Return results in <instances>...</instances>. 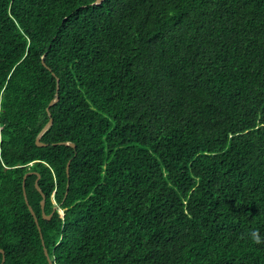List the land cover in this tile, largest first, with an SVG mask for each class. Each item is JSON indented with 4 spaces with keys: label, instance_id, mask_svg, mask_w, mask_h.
Here are the masks:
<instances>
[{
    "label": "trees",
    "instance_id": "16d2710c",
    "mask_svg": "<svg viewBox=\"0 0 264 264\" xmlns=\"http://www.w3.org/2000/svg\"><path fill=\"white\" fill-rule=\"evenodd\" d=\"M94 2L0 0L3 264H264V0Z\"/></svg>",
    "mask_w": 264,
    "mask_h": 264
},
{
    "label": "water",
    "instance_id": "95a60500",
    "mask_svg": "<svg viewBox=\"0 0 264 264\" xmlns=\"http://www.w3.org/2000/svg\"><path fill=\"white\" fill-rule=\"evenodd\" d=\"M102 1H103V0H95L94 5H99L100 3H102ZM57 91H58V80H57L56 93H55L54 99L50 102L49 106L47 107V112H48V116H49V117H50L49 108H50L53 104H55V103L57 102V100H58ZM51 125H52V119L49 118V121L46 123V125L42 128V130L40 131V133H39V134L37 135V137H36V145H37L38 147H43V146H45L43 143L40 142V140H41L43 134H44V133H45V132L51 127ZM61 144H62V145H66V146H70V147H72V148H75V145H74L73 143L65 142V143H61ZM69 165H70V162H68V164H67V166H66V174H67V176H68V173H69ZM30 174H32V173H27V174L24 175V177H23V181H22V191H23V196H24L25 203L27 204L28 209H29L31 215L33 216L34 221H35V224L37 225L38 230H39V232H40V228H39V226H38V220H37V218H36V216H35V214H34L32 208L28 205V201H27V197H26V192H25V181H26L27 177H28ZM38 180H39V177L37 178V180H36V182H35V186H36V189L38 190V192H39V193L41 194V196H42L41 208H42V210H43V208H44V202H45V196L42 194V192H41L40 189L38 188V185H37ZM67 187H68V186H67ZM44 219L49 220V219H50V216L44 217ZM40 238L42 239V235H40ZM42 245H43V252H44L45 257L47 258L48 264H53L52 261L50 260L49 256H48V252H47V250H46V248H45V246H44L43 241H42ZM0 253H1L2 256H3V257H2V262H1V264H3L4 261H5L4 253H3L2 250H0Z\"/></svg>",
    "mask_w": 264,
    "mask_h": 264
},
{
    "label": "rangeland",
    "instance_id": "374dc122",
    "mask_svg": "<svg viewBox=\"0 0 264 264\" xmlns=\"http://www.w3.org/2000/svg\"><path fill=\"white\" fill-rule=\"evenodd\" d=\"M55 204V203H54ZM58 209V211L60 212V214H62V210L61 209H59L56 205H55V209Z\"/></svg>",
    "mask_w": 264,
    "mask_h": 264
},
{
    "label": "clouds",
    "instance_id": "9594fccd",
    "mask_svg": "<svg viewBox=\"0 0 264 264\" xmlns=\"http://www.w3.org/2000/svg\"><path fill=\"white\" fill-rule=\"evenodd\" d=\"M259 242V241H258Z\"/></svg>",
    "mask_w": 264,
    "mask_h": 264
}]
</instances>
